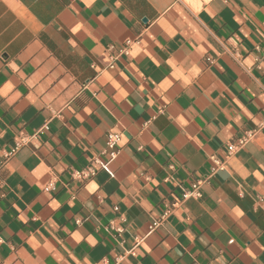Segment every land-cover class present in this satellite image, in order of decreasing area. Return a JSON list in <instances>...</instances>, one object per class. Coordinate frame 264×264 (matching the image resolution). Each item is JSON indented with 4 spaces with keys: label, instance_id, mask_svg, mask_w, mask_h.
Returning <instances> with one entry per match:
<instances>
[{
    "label": "clouds",
    "instance_id": "obj_1",
    "mask_svg": "<svg viewBox=\"0 0 264 264\" xmlns=\"http://www.w3.org/2000/svg\"><path fill=\"white\" fill-rule=\"evenodd\" d=\"M0 264H264V0H0Z\"/></svg>",
    "mask_w": 264,
    "mask_h": 264
},
{
    "label": "crops",
    "instance_id": "obj_2",
    "mask_svg": "<svg viewBox=\"0 0 264 264\" xmlns=\"http://www.w3.org/2000/svg\"><path fill=\"white\" fill-rule=\"evenodd\" d=\"M20 14L23 15V11H22V10H21V13H20ZM221 15L225 17V19L228 21V23L230 24V26H231L232 28H235V27H236V25L231 21L230 14H229L228 12L221 13ZM233 78H234V77H233ZM30 116H31V113H28V114L25 116V119H28ZM25 191H26V193H27V195L25 196V199H29V198H31L32 196L35 195V190H34V189L29 190V189L27 188V185H25ZM21 207H23V205H21ZM36 210H37V211L39 210L38 206H37V209H36ZM5 220H6V221L8 220V217H7V216L5 217ZM12 227H13V230H17V229L19 228V225H17V224H12ZM101 251H103V250H101Z\"/></svg>",
    "mask_w": 264,
    "mask_h": 264
}]
</instances>
